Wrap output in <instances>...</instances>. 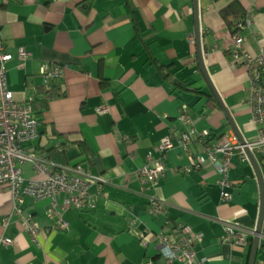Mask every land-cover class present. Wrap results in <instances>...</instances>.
<instances>
[{
  "label": "crops",
  "instance_id": "0c3cea01",
  "mask_svg": "<svg viewBox=\"0 0 264 264\" xmlns=\"http://www.w3.org/2000/svg\"><path fill=\"white\" fill-rule=\"evenodd\" d=\"M231 1L198 0L204 67L226 115L198 65L193 0H0V39L12 55L6 69L14 98L36 95L42 64L63 67L56 82L64 95L38 116L30 146L57 166L79 164L103 180L89 187L95 207L63 212L67 230L50 228L57 217H47L48 200L26 195L15 201L0 187V264H181L164 261L157 240L160 232L173 239L178 223L202 234L195 246L202 264H247L259 213L247 155L230 157V199L223 200L211 161L193 163L203 145L192 138L185 150L179 141L186 130L179 119L183 103L191 127L209 132L206 144L239 141L234 129L244 141L256 137L246 69L226 53L232 38L220 11ZM239 1L250 18L240 33L242 50L257 55L264 49V0ZM19 47L31 52L24 62ZM99 106L108 109L98 113ZM165 137L171 147L162 152ZM149 156L165 163L155 185L136 174L150 165ZM255 158L264 181V153ZM21 170L24 178L38 176L30 163ZM151 200L163 204V213H148ZM27 215L41 226L36 241ZM226 224L244 233V246L224 238ZM5 237L12 243L3 244Z\"/></svg>",
  "mask_w": 264,
  "mask_h": 264
},
{
  "label": "built area",
  "instance_id": "2783aa9c",
  "mask_svg": "<svg viewBox=\"0 0 264 264\" xmlns=\"http://www.w3.org/2000/svg\"><path fill=\"white\" fill-rule=\"evenodd\" d=\"M249 22L250 18L247 16L246 23L249 24ZM237 26H241V23ZM231 38L230 58L245 67L249 80L248 103L251 118L257 130L255 139L240 143L236 141V138L229 137L221 143L206 144L209 132L207 130L196 132L191 127L192 121L187 104L180 105L179 114L181 123L186 126V130L179 136L182 147L186 150L192 138L203 145L204 154L196 156L193 163L196 167H200L206 159L211 161L220 175L219 183L223 200L230 199V193L227 190L230 186L228 179L230 157L239 153L244 158L246 149L254 156L264 153V49L257 55L249 54L242 50L243 37L238 32L231 33ZM17 56L24 62L31 57V52L24 47H19ZM11 57V53L5 49L0 39V187L9 190L15 201L26 195L36 200H48L47 217H57L50 228L67 230L68 222L63 218V212L70 208L95 207V203L89 198V187L103 180L91 175L79 164L57 166L44 153L36 152L30 146L31 140L38 132V118L33 110L35 94H29L21 101L14 98L13 92L7 86L6 63ZM39 71L45 85H49L52 80L63 75V67L55 64L44 63ZM107 109L105 106H99L97 111L102 113ZM170 147L171 140L165 137L158 149L165 152ZM150 162V165L143 164L138 168L136 174L142 183L155 185L164 174L165 163L162 158L158 160L150 158ZM25 163L31 164L37 177H23L21 165ZM163 210V204L158 200H151L148 204L149 214L158 215L163 213ZM24 221L31 239L36 241L41 228L39 222L30 215L24 217ZM172 232L173 239L169 234L162 232L157 234L159 252L164 261L202 264L204 259L196 260L195 251V246L200 242L202 234H190L182 223L175 224ZM224 238L238 246H244L246 243L244 233L236 231L232 224L224 226ZM12 241L8 237L1 240L3 244H11ZM145 264H150V261L148 260Z\"/></svg>",
  "mask_w": 264,
  "mask_h": 264
},
{
  "label": "water",
  "instance_id": "95a60500",
  "mask_svg": "<svg viewBox=\"0 0 264 264\" xmlns=\"http://www.w3.org/2000/svg\"><path fill=\"white\" fill-rule=\"evenodd\" d=\"M193 4H194V16H195L196 56H197V60H198V65L200 67L202 74L205 77V80H206L209 88L211 89V91L215 95L216 99L218 100L219 104L221 105L223 111L227 115L225 107L223 106V104L219 98V95L216 92V90H215V88H214V86H213V84H212V82L208 76V73L206 72V69L204 67L203 53H202V48H201L198 0H193ZM234 132L237 135L239 142L244 143L245 141L240 139L239 135L236 132V129H234ZM245 152H246V155H247L249 162L251 163V165L253 167V170H254V173H255V176H256V179L258 182V186H259V213H258V217H257L256 226L254 228V232L252 235V244L250 247L249 259H248V264H256V259H257V255H258V249H259V243H260V240L264 236L263 232H262L263 222H264V181L262 178L260 166H259L254 154H252L247 149Z\"/></svg>",
  "mask_w": 264,
  "mask_h": 264
},
{
  "label": "trees",
  "instance_id": "16d2710c",
  "mask_svg": "<svg viewBox=\"0 0 264 264\" xmlns=\"http://www.w3.org/2000/svg\"><path fill=\"white\" fill-rule=\"evenodd\" d=\"M220 13L223 20L225 21L226 26L228 27L231 33L238 32L240 34L241 30L245 26H247L246 18L248 15L244 10V8L242 7L239 0H232L230 3H228L226 6H224L221 9ZM238 23H241V26L238 27L237 26ZM226 53L228 54V57H230L231 54L230 49H228ZM63 95H64V91H62L60 84L57 83L56 80H52L49 85L42 84L36 91L35 99L33 101V110L36 117L38 118V116L42 113V111L47 108L48 102L51 99ZM262 232L264 235V222H263ZM249 241H250L249 247H251L252 240ZM259 253H262L264 255V238L260 240L258 254ZM247 264H248V260H247ZM256 264H264V261L260 262L258 260V255L256 259Z\"/></svg>",
  "mask_w": 264,
  "mask_h": 264
},
{
  "label": "rangeland",
  "instance_id": "374dc122",
  "mask_svg": "<svg viewBox=\"0 0 264 264\" xmlns=\"http://www.w3.org/2000/svg\"><path fill=\"white\" fill-rule=\"evenodd\" d=\"M258 260L261 262V261H264V255L262 253H259L258 254Z\"/></svg>",
  "mask_w": 264,
  "mask_h": 264
}]
</instances>
